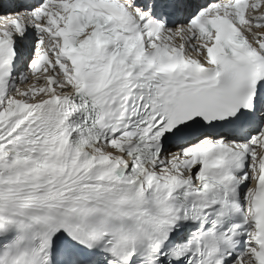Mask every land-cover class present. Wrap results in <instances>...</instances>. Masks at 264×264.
Returning <instances> with one entry per match:
<instances>
[{"label": "snow or ice", "instance_id": "1", "mask_svg": "<svg viewBox=\"0 0 264 264\" xmlns=\"http://www.w3.org/2000/svg\"><path fill=\"white\" fill-rule=\"evenodd\" d=\"M0 264H264V0H0Z\"/></svg>", "mask_w": 264, "mask_h": 264}]
</instances>
